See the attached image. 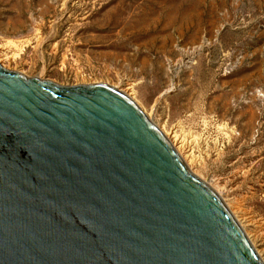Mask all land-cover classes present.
Segmentation results:
<instances>
[{"label":"water","instance_id":"obj_1","mask_svg":"<svg viewBox=\"0 0 264 264\" xmlns=\"http://www.w3.org/2000/svg\"><path fill=\"white\" fill-rule=\"evenodd\" d=\"M0 264H263L131 98L0 65Z\"/></svg>","mask_w":264,"mask_h":264},{"label":"rangeland","instance_id":"obj_2","mask_svg":"<svg viewBox=\"0 0 264 264\" xmlns=\"http://www.w3.org/2000/svg\"><path fill=\"white\" fill-rule=\"evenodd\" d=\"M0 64L129 95L264 259V0H0Z\"/></svg>","mask_w":264,"mask_h":264},{"label":"bare ground","instance_id":"obj_3","mask_svg":"<svg viewBox=\"0 0 264 264\" xmlns=\"http://www.w3.org/2000/svg\"><path fill=\"white\" fill-rule=\"evenodd\" d=\"M1 65V64H0ZM2 66V65H1ZM3 67V66H2ZM5 68V67H4ZM116 88V87H114ZM117 89V88H116ZM119 90V89H118ZM120 91V90H119ZM123 94H125L126 96H128L129 98H131L129 95H127L126 93H124L123 91H121ZM132 99V98H131ZM133 100V99H132ZM146 114V113H145ZM147 115V114H146ZM148 117V115H147ZM149 118V117H148ZM151 120V119H150ZM161 130V132L163 133V135L167 138V140L170 142L171 146L174 148V150L177 152V154L180 156V158L184 161L185 165L187 166V168L195 175L197 176V174L191 169V166H190V163L189 161L187 160L186 156L184 154L181 153V150L179 147H177V144L175 143V141L167 136V133H165L163 131V129L159 128ZM185 153V152H184ZM198 177V176H197ZM209 186V185H208ZM210 187V186H209ZM223 201L224 199L220 196V193L213 189L212 187H210ZM224 203L226 204L227 208L230 210L231 214L233 215V217L235 218V220L237 221V223L240 225V227L242 228L243 232L245 233L248 241L250 242V244L253 246V248L255 249L258 257L260 258V260L263 262L264 264V259L261 257V253L259 250H257L252 242V240L249 238V235L245 232V229L243 228V226L241 225V223L239 222V220L237 219V217L235 216V214L232 212V210L229 208V205L224 201Z\"/></svg>","mask_w":264,"mask_h":264}]
</instances>
